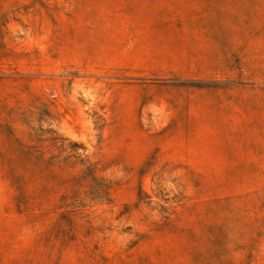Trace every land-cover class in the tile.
Instances as JSON below:
<instances>
[{"label": "rangeland", "instance_id": "1", "mask_svg": "<svg viewBox=\"0 0 264 264\" xmlns=\"http://www.w3.org/2000/svg\"><path fill=\"white\" fill-rule=\"evenodd\" d=\"M0 264H264V0H0Z\"/></svg>", "mask_w": 264, "mask_h": 264}]
</instances>
